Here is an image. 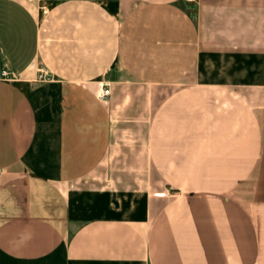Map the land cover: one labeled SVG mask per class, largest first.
I'll use <instances>...</instances> for the list:
<instances>
[{"label": "crops", "instance_id": "obj_1", "mask_svg": "<svg viewBox=\"0 0 264 264\" xmlns=\"http://www.w3.org/2000/svg\"><path fill=\"white\" fill-rule=\"evenodd\" d=\"M0 264H264V0H0Z\"/></svg>", "mask_w": 264, "mask_h": 264}, {"label": "built area", "instance_id": "obj_2", "mask_svg": "<svg viewBox=\"0 0 264 264\" xmlns=\"http://www.w3.org/2000/svg\"><path fill=\"white\" fill-rule=\"evenodd\" d=\"M187 1L193 2V1H195V0H187ZM1 74H2V76H3L4 78H8V79H13V78H15L14 74L11 73V72L8 70L7 67H4V68L2 69V73H1ZM40 76H41V79H44V78H45V76H43V74L40 75ZM109 94H110V86H109V84H104V85H102V86L100 87L99 91H98V96H99L100 98H105V97H107Z\"/></svg>", "mask_w": 264, "mask_h": 264}]
</instances>
